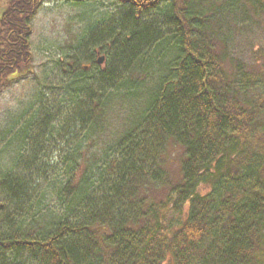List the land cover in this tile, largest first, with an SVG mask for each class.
Masks as SVG:
<instances>
[{
  "label": "trees",
  "instance_id": "obj_1",
  "mask_svg": "<svg viewBox=\"0 0 264 264\" xmlns=\"http://www.w3.org/2000/svg\"><path fill=\"white\" fill-rule=\"evenodd\" d=\"M44 1L0 0V90L28 68L30 21ZM120 2L125 15L110 30L84 34L98 36L84 53L104 64L68 49L57 105L35 93L32 120L10 144L0 252L11 264H264V46L250 61L236 57L227 24L247 26L245 2L264 27V0H234L222 12L215 6L227 0ZM161 4L152 12L162 19L144 24L143 9ZM124 99L122 128L97 158L87 145L107 134L108 109ZM61 106L72 116L57 114ZM70 126L86 129L84 139L40 162L39 141L58 148ZM19 164L47 180V202L11 176Z\"/></svg>",
  "mask_w": 264,
  "mask_h": 264
},
{
  "label": "rangeland",
  "instance_id": "obj_2",
  "mask_svg": "<svg viewBox=\"0 0 264 264\" xmlns=\"http://www.w3.org/2000/svg\"><path fill=\"white\" fill-rule=\"evenodd\" d=\"M233 1L234 0H227V3H225L226 1L224 2L225 4H216L215 8L218 12H222L226 7L232 6ZM162 5L164 4L158 6L156 10L150 11L159 12ZM241 5V20L239 19V22L248 20V24L245 26L243 23H233L230 21V18L227 17V24L232 28L229 32L233 34L230 52L236 57L238 56L246 61L249 59L250 61L251 56H253V54L257 55L258 50L262 45L264 46V27L261 23L257 22L250 6L245 4V2H242ZM126 8L127 7L118 0H82L81 2H75L74 0H45L40 3L35 10L33 19L30 21V32L28 33L27 41L31 50V58L28 68L24 74H17L10 77L9 81L3 84L0 90V177L8 168V158H6V156L11 154L13 150L10 144H13L12 142L16 144L17 142L19 143L16 137L20 130L23 129L24 125L27 126L32 120V113L35 112V109L29 112V108L33 107V102H36L35 93H44L46 96V103L48 102L52 107L54 102L55 106L57 105L60 95L53 90H57V86L60 82H63L64 85L65 78L67 77L65 76L66 73L59 69L58 62H63L66 59V57L64 58V54L66 55L68 49H71L70 52L78 54L79 57H85L90 54L96 61L98 55L94 57L95 55L93 56L90 51H88V54L84 52H87V49L90 47L89 45L95 43L98 36L96 37L92 33L84 35L86 33L85 31L88 29L89 25L94 26L93 28L96 30L95 33L105 29L110 30L111 27L115 25V21H119V19L125 15ZM156 12H152L151 14L143 12V14L146 15L142 22L144 24L153 25L156 20L160 21L162 17ZM235 12L237 13L236 10H234V14ZM236 20H238V18ZM155 27L156 29H161L158 24H155ZM83 38L85 40L82 41ZM80 40L82 45L79 44ZM158 49L162 50V45L159 46ZM66 83L69 82L67 81ZM94 88L97 90L96 87ZM118 101L119 103L113 104L108 109L107 119L109 128L107 134L101 137L99 141L96 140V143L87 145L93 154H98L97 158H99L98 156L100 155L98 152H102L105 144L111 141L118 130H121L123 125L122 120L125 119L126 113L130 108V102L126 99ZM132 103L139 107L134 101H132ZM37 106L41 107L42 104L39 102ZM58 111L60 112L57 114L63 113L64 118L72 116L71 110L63 108V106H61ZM58 111H55V113ZM13 120L18 123L14 124V129L11 130ZM34 124L39 128V131L46 130L43 121H40L39 124ZM70 127L71 128H60V130L62 129V131H64L60 133V135L65 138V141L59 137L56 142L58 148L55 146L53 147L52 141H48L44 147L42 146L43 142L39 141V145L36 148L38 156L41 159H39L40 162L46 164L43 159L45 157V152H51V150L53 151L55 148L58 151L60 149L61 151L65 149V152H67L73 149L75 144L77 146L76 142L80 141L82 137V139H84L87 132L86 129L82 128V126L77 128L73 126ZM29 136L36 137L34 129H31ZM44 137L45 134H42L38 138ZM28 143L31 145V142ZM25 149L29 150L27 147ZM60 154L61 152H55L56 156ZM49 158L53 161L50 164L53 165V163H58V161L53 160L50 155ZM9 160L11 164V159ZM50 160H48V162ZM46 165L48 166V164ZM37 166L38 165H35V168H37ZM173 168L178 170L177 165L173 166L172 169ZM11 176H15L18 179L24 178L25 186L28 188V198L30 197L32 200L48 201L49 193L45 187L47 180L42 182L40 178L36 177V174H29L25 169V165L19 164L18 167L12 171ZM176 179L177 177L174 178V180ZM208 192V188L202 189L203 194ZM0 197L3 200L6 198V195L1 194ZM27 208L28 205L26 204L22 207V210L24 209V211H26ZM0 215H2V212ZM25 260L26 259H24L23 263H25ZM11 263H14L13 256L8 252H0V264Z\"/></svg>",
  "mask_w": 264,
  "mask_h": 264
},
{
  "label": "bare ground",
  "instance_id": "obj_3",
  "mask_svg": "<svg viewBox=\"0 0 264 264\" xmlns=\"http://www.w3.org/2000/svg\"><path fill=\"white\" fill-rule=\"evenodd\" d=\"M75 2H81V0H74ZM119 2H120V0H118ZM147 1L149 2V3H151L152 5H155V3L154 2H151V0H145V3H147ZM120 3H122V2H120ZM124 5V4H123ZM127 5V4H126ZM142 6V5H141ZM148 9H150V10H154V9H156V8H148ZM144 10V12H148V13H152L150 10H147V9H143ZM100 57H103V56H99V58ZM99 58H97V64H98V60H99ZM104 61H105V59H104ZM104 64V63H103ZM102 64V65H103ZM98 65H100V64H98ZM101 66V65H100Z\"/></svg>",
  "mask_w": 264,
  "mask_h": 264
},
{
  "label": "water",
  "instance_id": "obj_4",
  "mask_svg": "<svg viewBox=\"0 0 264 264\" xmlns=\"http://www.w3.org/2000/svg\"><path fill=\"white\" fill-rule=\"evenodd\" d=\"M104 57H100L98 60V64L102 65L104 63Z\"/></svg>",
  "mask_w": 264,
  "mask_h": 264
}]
</instances>
